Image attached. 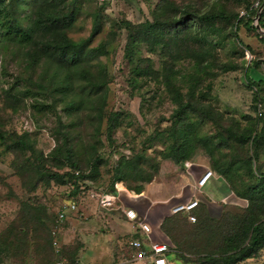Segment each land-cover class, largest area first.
I'll return each instance as SVG.
<instances>
[{"label": "rangeland", "instance_id": "1", "mask_svg": "<svg viewBox=\"0 0 264 264\" xmlns=\"http://www.w3.org/2000/svg\"><path fill=\"white\" fill-rule=\"evenodd\" d=\"M9 1H14L10 11L19 28L28 27L36 0ZM168 1L200 12L224 13V19L198 31L202 36L198 46L206 53L203 57L196 46L189 53L170 57L160 45L127 42V31L118 27L119 21H151L159 0H73V5L64 0L73 6V18L64 27L67 38L83 41L94 25L99 32L84 48L104 44L102 54L79 56L68 69L58 70L43 57L30 67L22 47L11 39L0 40V133L20 136L32 149V153L16 155L5 150L0 141V264H22L26 256L12 236L19 230L29 237L34 224L44 223L51 242L55 239L57 243V230L63 223L55 221L56 211L68 197L79 200L94 191L102 195L116 186L139 192L156 177L154 186L165 189L156 195L161 198L165 191L175 190L180 183L177 179L195 178L206 167H219L221 159L239 156L233 142L230 147L214 149L211 136L221 131L194 111L183 116L182 126L175 122L172 98L178 94L183 101L189 97L208 105L222 116L224 126L234 124L252 133L263 130L264 135V29L251 28L257 21L252 11L245 9L250 5L248 9L254 10L264 0ZM232 13L242 18L236 30ZM197 27L194 25L193 31ZM255 60L261 63L255 65ZM135 66L143 70L136 72ZM80 69L87 70L96 85L90 87L78 76ZM259 74L262 77H255ZM59 121L63 126H58ZM57 132L65 134L82 179L64 175L63 184L54 180L34 184L33 172L28 170L36 165L50 174L73 170L63 162L62 151L54 150L61 146ZM252 164H261V173L258 176L253 171L254 177H264V152ZM115 168L124 173L123 178H114ZM240 172L238 168L235 173L239 175L234 174L237 188L254 181ZM173 201L171 204L177 202ZM244 209L229 205L223 221L232 226ZM17 216L22 218L19 223L14 221ZM213 243L204 236L197 245L205 252ZM133 260L127 248L122 261ZM237 264H264V248L256 257Z\"/></svg>", "mask_w": 264, "mask_h": 264}, {"label": "trees", "instance_id": "2", "mask_svg": "<svg viewBox=\"0 0 264 264\" xmlns=\"http://www.w3.org/2000/svg\"><path fill=\"white\" fill-rule=\"evenodd\" d=\"M13 2L0 0V40L11 39L18 47H22L25 59L30 67H34V64L43 57L58 70L68 69L79 56L91 58L104 52V44L102 42L96 47L84 48L98 34V26L93 25L87 38L80 42L71 41L65 35L64 27L73 18V6H70V4L73 5V0H70V4H64V0H36V4L32 7L30 23L24 29L19 28V23L10 11ZM249 6L245 7L246 11L249 13L252 11V15H254L257 21V27L256 25H252L251 28L253 30L264 29V21H262L264 1L258 5V8H254V10L248 9ZM246 11L244 10V13ZM151 16V21L144 20L137 24L121 20L118 27L127 31V42L129 44L149 43L153 46L160 45L170 57H174L177 54L189 53L195 46L200 49V54L202 53L203 57V54H206L205 50L198 46L202 40V36L200 33L198 34L200 27L210 26L215 20L225 18L224 13L221 11L215 13L208 11L200 12L198 9L179 7L174 2H169L168 0H159ZM231 16L234 19L233 30H236V26L242 24L240 20L242 18L238 17L237 13H232ZM194 25L198 26L195 31H193ZM262 40H264V37ZM258 63L261 62L259 60L254 61L255 65H258ZM220 67L225 69L223 64ZM133 70L138 72L143 69L135 66ZM66 76L68 75L66 74ZM78 76L82 77L90 87L96 85L93 78H88L91 76L87 70L80 69ZM168 91L171 92L170 87ZM172 101L175 104L174 115H177L175 122L178 125L182 126L183 116H186L188 111H194L201 120L211 121L221 131L211 136V139L214 138L215 142L212 145L214 149H220L224 146L230 147L229 144L231 142L236 144V150L240 151L239 156H230L228 159L225 157L221 159L219 167L215 168L213 166V168L226 181L232 193L236 197L246 201L245 211L243 215L234 219L233 227L229 226L226 221H223L226 218L224 214L218 219H212L207 216L203 218L199 217L193 228H189L181 216V220L187 229L185 232L186 241L180 242V237H176L173 240L177 242L176 245L180 248V251L193 255L192 259H190L193 264H237L245 259L256 257L258 252L264 248V177L261 175L259 178L254 177V172L258 176L261 173V164L253 165L252 163H256L260 152H264L263 130L252 133L251 129L237 128L238 126L234 124L224 126L222 116L218 112L212 111L208 105L192 102L189 97H187L186 101H183L178 94L176 99L172 98ZM58 126H63L60 121L58 122ZM110 129L111 126L108 130ZM57 133L59 136L56 140L61 142V146L57 145V148L54 150L56 152L58 149L62 151L63 162H67L73 170L64 174L56 172L50 174L48 171L44 173L36 165L31 170H28L33 172L34 179L32 182L34 184L42 181L48 182L49 180H54L57 184H63L62 179L64 175L73 180L82 179L83 174H80L77 162L71 158L72 150L67 144L65 134ZM11 134L5 135L4 133H0V141L4 144L5 150L16 155L27 151L32 153L31 146L27 141L20 136L17 137ZM174 148L177 152L179 146L176 145ZM209 152L211 153V151ZM91 160L95 162L96 157L91 158ZM173 161L176 163L178 159ZM125 162L127 163V161ZM93 166L95 167L94 164ZM57 168H59V165H57ZM238 168L241 169L240 175L254 179L253 182H250L244 188H237L235 185L236 178L234 174L239 175L235 173ZM75 171L77 172L76 175H74ZM118 172V169L115 168L114 178H123L124 173ZM84 176L86 177L87 175ZM80 185L79 182L75 188L79 190ZM74 193L76 192H72V194ZM179 217L177 218L179 219ZM20 219L22 218L17 216L14 221L19 223ZM177 222L179 221L174 220L173 225H176ZM30 231L29 237H27L26 232L24 234L19 230L16 233L14 232L12 236L20 243L22 255L24 253L29 258L33 256L41 264H53L54 261L58 260L59 254L51 252V240L46 225L44 223H40L39 225L34 224L33 228H30ZM204 236H209V242L213 241L214 243L209 250L201 252L197 242ZM40 255L44 257L41 258L39 257ZM24 262L22 261L21 263L23 264Z\"/></svg>", "mask_w": 264, "mask_h": 264}, {"label": "crops", "instance_id": "3", "mask_svg": "<svg viewBox=\"0 0 264 264\" xmlns=\"http://www.w3.org/2000/svg\"><path fill=\"white\" fill-rule=\"evenodd\" d=\"M255 77L262 76L259 74ZM205 169L210 171L211 175L199 191L192 192L191 188L195 180L207 170H202L195 178L177 179L180 183L175 190L165 191L163 195L160 194L161 198L156 195L158 191L163 192L165 189L154 186L156 177L139 192L129 191L124 187L118 188L115 185V189L105 193L113 197L112 206L109 208L99 206L97 199L91 195L94 193L96 197H99L100 195H97L95 191L87 195L83 194V197L77 201V209L67 213L65 219L61 221L62 226L57 230L58 240L51 249L55 254H59V259L53 264L55 262L59 264H125L122 261L125 250L128 248L131 255L135 252V249L129 246L131 240L141 242L145 248L150 242H163L168 247L165 256L169 262L193 264L190 260L192 255L180 251L176 245L177 242L173 240L180 237V242H185L187 229L181 220V216L184 218L183 214L170 213L171 206L194 197L199 200L192 211L197 219L205 216L218 219L229 205H236L239 208L246 205L244 199L232 193L220 175L207 167ZM191 178L192 183H190ZM79 192L80 190L77 195ZM120 193L123 194L121 198ZM69 198L72 197L66 198L65 201ZM173 200L177 202L171 204ZM126 210L132 211L136 217L142 219L150 227V232L141 233L135 221L125 217L123 212ZM174 220L179 222L173 225ZM54 241L56 242L55 239ZM67 251L68 255H66ZM29 260L37 259L33 256L25 257L22 260L25 261L23 264H30ZM38 264L41 263L38 262ZM127 264H148V262L134 259L133 263Z\"/></svg>", "mask_w": 264, "mask_h": 264}, {"label": "built area", "instance_id": "4", "mask_svg": "<svg viewBox=\"0 0 264 264\" xmlns=\"http://www.w3.org/2000/svg\"><path fill=\"white\" fill-rule=\"evenodd\" d=\"M258 113L259 108H257ZM77 172H74V175H76ZM211 172L205 171L202 173L196 180L194 185L191 188V191H199L206 183L208 178L210 177ZM80 188V187H79ZM93 196L94 193H91ZM96 196V195H94ZM113 197L108 194H102L97 198L98 204L100 207L109 208L112 204ZM77 198H69L68 200L64 201L57 209L56 211V219L55 221L60 222L63 221L67 215V213L75 211L77 209ZM197 199L194 197H191L185 202L182 203H176L170 208V213H181L184 216L185 222L189 226H194L197 223L196 216L192 213L193 209L197 206ZM125 217L129 219L130 221H135L137 229L144 234H148L150 232V227L143 222L142 219L135 216V214L130 211L126 210L123 212ZM55 241H52V246L55 245ZM129 246L131 248L135 249L134 254L132 255V258L136 260H145L148 262V264H172L169 262L165 256L166 252L168 251V247L163 242H150L148 247H143L141 242L137 240H131L129 241ZM55 264H59L58 262H55Z\"/></svg>", "mask_w": 264, "mask_h": 264}, {"label": "water", "instance_id": "5", "mask_svg": "<svg viewBox=\"0 0 264 264\" xmlns=\"http://www.w3.org/2000/svg\"><path fill=\"white\" fill-rule=\"evenodd\" d=\"M256 27H257V25H256Z\"/></svg>", "mask_w": 264, "mask_h": 264}]
</instances>
